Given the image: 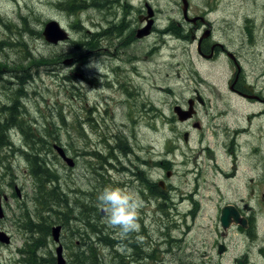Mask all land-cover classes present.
Here are the masks:
<instances>
[{
    "label": "rangeland",
    "instance_id": "obj_1",
    "mask_svg": "<svg viewBox=\"0 0 264 264\" xmlns=\"http://www.w3.org/2000/svg\"><path fill=\"white\" fill-rule=\"evenodd\" d=\"M139 1L0 0V107L17 102L20 123L8 131L11 148H0V230L10 236L0 242L1 262L32 264L27 241L39 264H56L51 228L60 225L66 264H124L118 254L130 261L133 253L194 264L215 239L219 229L211 224L223 205L246 202L264 224V115L257 113L263 105L240 98L228 83L237 72L233 54L242 81L264 96V0H191L190 13H206L210 23L203 43L219 42L229 52L220 48L209 58L198 52L208 25L192 29L173 0H152L155 28L136 37ZM51 20L67 40L45 39ZM196 95L204 100L195 101L200 128L173 112ZM30 147L48 177L32 176L23 152ZM159 179L169 187L162 189L166 200L155 194L148 201ZM39 182L45 190L57 186L54 200L37 203ZM107 186L131 187L143 200L139 229L126 238L105 222L98 197ZM47 205L51 212L40 214L49 226L31 233L21 225ZM228 244L222 264L248 248L252 263H263L242 235L232 233Z\"/></svg>",
    "mask_w": 264,
    "mask_h": 264
},
{
    "label": "flooded vegetation",
    "instance_id": "obj_2",
    "mask_svg": "<svg viewBox=\"0 0 264 264\" xmlns=\"http://www.w3.org/2000/svg\"><path fill=\"white\" fill-rule=\"evenodd\" d=\"M123 1L124 3H128L132 5L133 0H123ZM173 1L181 9L182 21L189 23L192 26V29L194 28L193 25L199 28L198 27L199 23H201V25H208L209 28L205 29L203 33L201 34V36L198 38V52L201 55L209 58V57L214 56L218 52V50L222 49L225 52H227V49H225L223 45L219 42H215L210 45L203 43L204 38L206 39V37L211 35L210 23H208V21L205 18L206 13L205 14L195 13L192 15L190 13L191 0H186L188 5H187V14L185 16L182 10L183 1L182 0H173ZM139 2L142 5V7L136 13V17H137L138 22H140L142 26L134 30V32L136 33L135 34L136 37H137V32L141 28L145 27V24L147 21H148V24L146 26L149 25L148 33L153 32L155 28L154 26L155 19L157 17L156 11H154V9H151V5H153L152 0H140ZM149 10H151V13H152L151 15H149L148 13ZM151 23H153L152 26H151ZM205 31H208V36L203 37V34ZM228 53L229 52H227V54ZM229 56L232 59L235 66L238 65L239 68L242 69L236 56H234L233 54L232 56L231 55ZM241 71L242 70H240V72L236 74L232 80L228 81L231 92H233L240 98L247 99L249 101L260 102L263 105V109L257 113L264 115V96L256 92L255 88L253 87L251 83H248L245 80L242 81V79L240 78ZM190 100H191V104L195 112L193 113L191 118L181 123H185V124L191 123L192 125L196 124V128H200L201 125L199 121L197 120L193 121L194 117L197 114V106L195 104V101L198 104H204V100L199 95L198 97L196 95L195 100H193L192 98L188 99L187 104H189ZM233 133H234V138L236 139L237 137L240 136L239 131L238 132L234 131ZM75 164H76V161H74L73 166H75ZM223 173L227 177L232 176V175H227V173L225 172ZM171 175H172V171L171 169H168L166 171V177H171ZM144 180L149 182L147 178H145ZM160 182H162V185L160 184ZM166 185H167V182L161 179H159L156 184L153 181L149 188V195H148L147 200L150 201L151 197H153L155 194L161 195V198H164L166 200V198L163 196L164 193L162 191V189L166 188ZM158 187H160L161 189H159ZM168 188L169 187L167 185L166 191H168ZM234 206L238 209V211L240 212V215L246 218V222L244 223L230 222L229 226H227L226 228L223 227L220 220L218 222L211 224V225H215V228L216 229L218 228L219 230L215 234V239H213L212 242L209 243V246H208L209 249L207 250V252L204 251L206 249L199 250V253H198L199 255H197L196 257L197 260L195 261L194 264H222L221 260L229 250L228 241L230 237L232 236V233H235L236 235H242L243 237H245L250 247H252L255 250L256 255L260 256L263 259L262 264H264V224L260 225L256 221V215L254 214V208L251 205H248V203L244 202L242 203V206L234 204ZM219 217H220V214H219ZM144 229H145L144 226H142L140 229V231H142L141 233L142 235L145 234ZM214 250H215V253L213 252ZM250 250L251 249L248 248L247 252L244 253L243 256L232 257V259L228 263L229 264H256V263H252V261L248 257V253ZM169 251L170 250H167L166 252H169ZM118 255L121 257V260L124 262V264H157L158 261H160V263L158 264H163L162 259L159 258V256L156 254H148L145 256H141V255H138L137 253H133L132 255L134 256V258L131 259L130 261H126V257L121 256V254H118ZM184 262H186V264H191L194 261L190 259V260H184ZM120 264H123V263H120Z\"/></svg>",
    "mask_w": 264,
    "mask_h": 264
},
{
    "label": "water",
    "instance_id": "obj_3",
    "mask_svg": "<svg viewBox=\"0 0 264 264\" xmlns=\"http://www.w3.org/2000/svg\"><path fill=\"white\" fill-rule=\"evenodd\" d=\"M182 1H183V5H182L183 14L186 16L188 4L186 0H182ZM148 13L149 15H151L152 14L151 10H149ZM53 29L54 30L56 29L55 34L52 33L54 31ZM148 32H149V25L141 28L137 32V37H142L148 34ZM43 35L45 39L50 42H57L58 40H63V39L65 40L68 37L66 31L62 27H60L58 23L54 20L46 22L44 30H43ZM207 35H208V31H205L203 34V37ZM239 71H240V68L237 65V74L239 73ZM173 112L177 116L178 121L184 122L185 120L191 118L195 111L192 107L191 100H190L187 109H184L181 105L176 104L175 106H173ZM192 126L196 127V124H193ZM184 140L185 141L187 140V132L184 133ZM53 148L56 150L57 154L68 166H73V163H74L73 159L67 155V153L65 152L62 146L58 144H53ZM160 184L162 185V182H160ZM2 198L6 199V196H0V219L4 217ZM219 220L224 228L229 226L230 222H242V223L246 222V218L241 216L238 209L233 204H230V203L225 204L221 208ZM60 229H61L60 225L52 226L51 235H52L53 241L57 243V246L55 249L56 264H66V261L62 254V245L59 243ZM0 242H3L5 244H8L10 242L9 235L2 230H0Z\"/></svg>",
    "mask_w": 264,
    "mask_h": 264
},
{
    "label": "trees",
    "instance_id": "obj_4",
    "mask_svg": "<svg viewBox=\"0 0 264 264\" xmlns=\"http://www.w3.org/2000/svg\"><path fill=\"white\" fill-rule=\"evenodd\" d=\"M66 8L68 10H71V3L67 2L66 3ZM17 106L18 103L15 102L12 105H2L0 107V148L2 147H9L11 148L12 141H10V137L8 134V131L15 127V125H20V123H17ZM6 111V116L3 115V117H1V113L2 111ZM17 115V116H16ZM22 130V132L24 133V130L22 128H20ZM29 136H25V139H27ZM28 140V139H27ZM30 148H26L24 149V154L26 155V158L31 166L30 168V172L32 174V176L34 175L35 178L40 179V175L42 174V176H46L48 177L50 175L48 170H44V167H42L41 163H40V158L36 153H30L29 150ZM29 149V150H28ZM39 190H42V193L40 194L39 197H35L37 200V203L40 205H43L44 202H46L47 199L50 200H54V198L56 197V189L57 186H53L48 190H45L44 185L42 183L39 182L38 184ZM55 203V202H53ZM44 210L45 212H51V207L44 206L42 209H39L37 211V213L34 215V218H32L30 215L26 214V217L21 220V225L22 226H26L25 229H27L29 232L31 233H39V231H41L42 228L49 226L52 222L50 221L47 225H46V221L48 220L47 217H43L41 216V211ZM38 228V229H37ZM37 243V242H36ZM26 245L30 248V252L28 254V259L31 261L32 264H39V257L37 255L35 246H31L30 243H27L26 241ZM22 252V251H20ZM27 259V261H28ZM0 264H5L3 262L0 261Z\"/></svg>",
    "mask_w": 264,
    "mask_h": 264
},
{
    "label": "clouds",
    "instance_id": "obj_5",
    "mask_svg": "<svg viewBox=\"0 0 264 264\" xmlns=\"http://www.w3.org/2000/svg\"><path fill=\"white\" fill-rule=\"evenodd\" d=\"M99 71V62H92ZM106 224L118 230L122 238L139 229V216L143 200L131 187L107 186L99 194Z\"/></svg>",
    "mask_w": 264,
    "mask_h": 264
},
{
    "label": "bare ground",
    "instance_id": "obj_6",
    "mask_svg": "<svg viewBox=\"0 0 264 264\" xmlns=\"http://www.w3.org/2000/svg\"><path fill=\"white\" fill-rule=\"evenodd\" d=\"M93 224V223H92ZM101 238V237H100ZM106 238V237H105ZM104 239V238H103ZM114 248V247H113Z\"/></svg>",
    "mask_w": 264,
    "mask_h": 264
}]
</instances>
